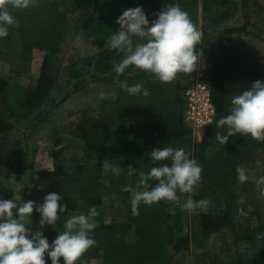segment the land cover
<instances>
[{"label": "trees", "instance_id": "obj_1", "mask_svg": "<svg viewBox=\"0 0 264 264\" xmlns=\"http://www.w3.org/2000/svg\"><path fill=\"white\" fill-rule=\"evenodd\" d=\"M254 2L253 6L259 5L258 0ZM7 3L16 24L10 26L3 40L12 45V38L16 37L18 63L29 72L36 51L44 53L45 57L34 87L0 77V176L22 177L29 171L23 145L19 141H11L8 134L15 125L23 122L29 123L28 127L33 122L34 126L42 123L39 110L56 84L52 62L66 41L73 15L88 14L93 8L100 10L98 15L84 21L81 26L85 36L95 39L100 48L95 56L72 64L71 79L79 68L82 72L93 66L94 73L103 75L105 81L115 80L120 84L127 81L128 85L140 83L149 90L148 96L130 95L123 90L116 99L101 100L98 114L85 111L80 116L76 137L83 143L84 156L95 161L107 151L115 154L114 162L119 168L111 174L108 189L110 194L121 197L122 207L127 213L125 222L97 223L91 233L96 244L80 259L90 260L102 254L104 264H176L173 252L179 254L188 250L189 236L180 235L185 229V213L180 206L167 201L151 206L141 204L139 215L133 216L129 193L122 190L128 184L135 187L138 180V177L128 176L129 165L144 172L153 166L148 153L155 147L172 146L190 152L203 169L202 178L195 186L198 195L193 200L208 202L213 196L222 202V212L200 214L201 233L209 236L231 228L242 211L240 197L235 191L236 169L256 163L259 154L264 152V141L237 133L226 144L218 142L214 157L208 158L206 150L217 141L215 133L227 132L226 126L217 127V121L229 113L231 98L250 88L257 80L264 81V69L245 67L242 65L243 54L227 55L229 49L222 41V38L250 32L251 0H35V4L25 10L12 8L11 0ZM175 3L189 14L202 33L201 44L196 45V49L201 45L209 52L212 61V98L217 117L214 124L205 130L201 142L191 138L192 129L184 120L183 91L188 74H179L176 80L162 83L150 72L129 67L118 80L113 64L122 60L124 53L105 46L119 29L116 21L125 9L142 6L151 22L163 7ZM239 13L246 18L243 25L220 30ZM64 149V142L57 139L51 157L62 158ZM100 168V164L88 162L63 171L41 173L44 197L50 192L60 193L61 203L67 205L56 224L46 226L49 232L44 235L50 243L58 231H63L66 218L78 211L80 203L95 208L103 204L105 186ZM155 184V180L149 181L147 188L141 190H149ZM13 193L0 191V197L12 199ZM187 198L188 194H183L181 204ZM170 208H175V215L170 214ZM130 231H134L135 236L132 243L128 240ZM45 260L50 264L47 256ZM226 264H264V246L254 249L246 257H230Z\"/></svg>", "mask_w": 264, "mask_h": 264}, {"label": "rangeland", "instance_id": "obj_2", "mask_svg": "<svg viewBox=\"0 0 264 264\" xmlns=\"http://www.w3.org/2000/svg\"><path fill=\"white\" fill-rule=\"evenodd\" d=\"M253 3H255L254 0H251L252 27L248 29L250 32L230 37L227 48L231 54L239 52L243 54L245 58L242 65L245 67L264 69V0H258V6H253ZM89 12L82 16L76 14L71 17L66 41L62 45L61 52L52 62V74L56 77V84L39 110L42 114V123L34 126L33 122L28 127L29 123L23 122L21 125H15L8 134L11 141H19L23 145L24 158L28 162L29 171L22 177L0 176V191L19 192L23 201L32 200L40 204L44 199L42 172L63 171L92 162L100 164L105 186L103 204L96 208L98 215L94 218L95 223L125 222L127 213L122 207L121 197L110 194L108 189L111 174L119 168L115 164L116 161L114 162L115 154L107 151L95 161L93 159L89 161L84 156L83 143L76 137V127L83 112L98 114L101 100L116 99L124 90L115 80L105 81L103 75L94 73L93 66L83 69L82 72L79 68L80 71L76 70L71 79L69 73L72 64L80 63L85 57L95 56L100 48L96 40L86 37L81 28L84 21L98 15L100 10L93 8ZM244 22H246L244 14L239 13L234 19L226 22L220 30L238 28ZM214 34L217 35V33ZM16 44V37L12 38V45L0 38V77L11 78L13 82L20 85L34 87L40 77L45 54L36 51L31 69L26 72L25 66L18 63ZM203 135L200 141L195 140L193 135L191 138L195 142H201ZM57 139L64 142L65 149L62 158L54 159L51 157V151ZM218 147L219 144L216 141L206 150V156L214 157ZM243 168L249 176L248 181L241 183L237 179L235 183V191L240 197L239 204L242 207L240 216L234 220L231 228L208 236L201 233L200 214L222 212V202L210 196L206 210L197 209L194 212L184 210L185 229L180 235H188L190 242L188 250L179 254L173 252L176 264H226L230 257H246L254 249L264 246V196L260 195L261 186L258 184L260 177H264V152L259 154L256 163L245 165ZM197 195L198 189L195 187L188 197L191 196L194 199ZM90 208L80 203L77 210L87 213ZM28 226L34 231L49 232L47 227L41 228L40 214L35 210L28 221ZM128 240L130 243L134 242V231H130ZM61 264H63V258H61ZM77 264H104V260L101 254L90 260L79 259Z\"/></svg>", "mask_w": 264, "mask_h": 264}, {"label": "clouds", "instance_id": "obj_3", "mask_svg": "<svg viewBox=\"0 0 264 264\" xmlns=\"http://www.w3.org/2000/svg\"><path fill=\"white\" fill-rule=\"evenodd\" d=\"M34 4L35 0H11V7L20 10ZM116 22L120 27L105 46L124 53L123 59L113 64L118 80L129 67L150 72L162 83H170L179 74L196 70L203 55L196 49V45L201 44L202 33L178 3L163 7L151 22L142 6L125 9ZM15 24L7 0H0V38L6 37L10 26ZM121 87L130 95H149V90L140 83L128 85L123 81ZM225 126L226 134L215 133L221 144L228 143L237 133L264 141V81L257 80L231 98L229 113L217 121L218 128ZM148 155L153 166L144 172L129 165L128 176L138 177V180L135 187L128 184L122 188L129 193L133 216L139 215L141 204L151 206L161 201L175 203L187 211L206 210V200L195 201L191 196L181 204V196L193 193L202 178L203 169L190 152L166 146L155 147ZM236 173L239 182L248 181L243 167H237ZM152 180L156 181L154 187L141 190ZM258 184L260 195L264 196V177H260ZM18 193L14 192L12 199L0 197V264H47L45 256L51 264H61V258L63 264H77L96 244L91 235L96 228L94 218L98 215L94 206L87 213L70 214L64 221L63 231H58L50 243L44 232L34 231L28 221L35 210L40 214L42 229L55 225L59 215L67 209V205L61 203L62 196L50 192L37 204L32 200L23 201ZM175 211V208L169 209L172 215Z\"/></svg>", "mask_w": 264, "mask_h": 264}, {"label": "built area", "instance_id": "obj_4", "mask_svg": "<svg viewBox=\"0 0 264 264\" xmlns=\"http://www.w3.org/2000/svg\"><path fill=\"white\" fill-rule=\"evenodd\" d=\"M203 55L197 68L188 74L183 91L184 120L192 129L193 138L200 141L205 130L214 124L217 112L212 98V61L208 51L197 48Z\"/></svg>", "mask_w": 264, "mask_h": 264}, {"label": "crops", "instance_id": "obj_5", "mask_svg": "<svg viewBox=\"0 0 264 264\" xmlns=\"http://www.w3.org/2000/svg\"><path fill=\"white\" fill-rule=\"evenodd\" d=\"M251 24H252V22H251ZM251 24H250V27H252ZM233 37H235V36H233ZM230 39H231V38H222V41H223V43H224V45H225L226 47H229ZM228 49H229V48H228ZM227 53H228L227 55L231 54V52H230L229 50H228ZM183 114H184V112H183Z\"/></svg>", "mask_w": 264, "mask_h": 264}]
</instances>
